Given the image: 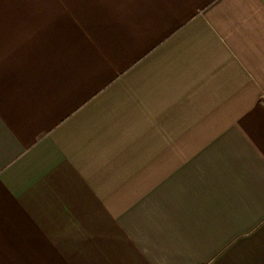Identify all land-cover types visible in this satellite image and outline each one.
Listing matches in <instances>:
<instances>
[{
  "label": "crops",
  "instance_id": "0c3cea01",
  "mask_svg": "<svg viewBox=\"0 0 264 264\" xmlns=\"http://www.w3.org/2000/svg\"><path fill=\"white\" fill-rule=\"evenodd\" d=\"M0 264H264V0H0Z\"/></svg>",
  "mask_w": 264,
  "mask_h": 264
}]
</instances>
